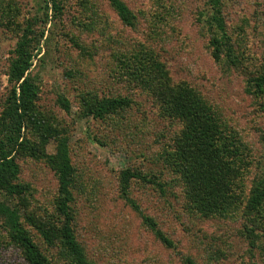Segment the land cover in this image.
<instances>
[{"label": "rangeland", "instance_id": "obj_1", "mask_svg": "<svg viewBox=\"0 0 264 264\" xmlns=\"http://www.w3.org/2000/svg\"><path fill=\"white\" fill-rule=\"evenodd\" d=\"M43 1L0 0V112L16 42L28 22L44 16ZM122 1L133 13L130 23L109 0L63 1L52 36L42 44L43 59L36 58L31 71L40 85L36 125L46 133L32 136L34 153L18 155L17 181L29 190L10 199L0 193V199L20 209L24 226L52 264H73L68 250L58 241L49 245L39 229L50 230L63 219L53 156L64 139L74 167V228L93 264H264V210L251 216L244 204L255 179L264 177V85L256 82L264 75V0H220L232 52L219 59L210 46L211 0ZM159 69L200 93L221 115L233 148L239 146L227 172L231 185L222 213L199 210L170 162L182 124L166 115L139 79L140 72ZM89 93L133 102L96 119L83 111ZM60 95L69 99L70 113ZM127 168L160 181L164 192L134 177L126 195L121 176ZM145 216L156 220L170 244L147 226ZM251 229L258 235L251 236ZM8 233L0 217V264H28Z\"/></svg>", "mask_w": 264, "mask_h": 264}, {"label": "trees", "instance_id": "obj_2", "mask_svg": "<svg viewBox=\"0 0 264 264\" xmlns=\"http://www.w3.org/2000/svg\"><path fill=\"white\" fill-rule=\"evenodd\" d=\"M63 1L44 0V16L27 23L13 51V60L8 70L10 87L0 112V193L9 199L21 197L29 190L28 185L17 181L20 173L19 153L27 150L29 154L34 153L33 150L37 148L32 144V136L36 139L45 137L46 132L41 128L39 130L36 125L39 114L36 111V99L40 85L37 75H33L31 71L35 59L39 58L41 61L43 59L42 44L48 43L52 36L54 21L61 16L63 10ZM109 2L124 22L132 21L133 13L124 1L109 0ZM211 2L214 11L210 15L209 22L214 27V34L210 39V46L215 58L219 59L224 52L230 55L232 51L225 20L219 7L220 0H211ZM48 24L50 27H47ZM153 64H156L155 61ZM155 67H158V64ZM139 79L143 88L150 92V96L166 115L182 124L175 138L176 149L171 154L170 162L181 173L187 185L189 198L206 215L222 213L224 196L227 194V187L231 185V177L227 172L233 167L234 158L237 161L239 146L233 148L232 144L236 145V143L229 140L227 125L221 115L188 84L182 81L173 83L167 70L140 72ZM256 82L259 86L264 85V75H261ZM89 95L90 99L86 100L83 111L86 116L96 119H104L107 115L126 108L133 102L129 96L99 97L95 93ZM59 101L63 109L70 113L69 99L60 95ZM43 126L48 130L55 129L52 127V122H43ZM43 131L44 133H41ZM57 148L53 156L60 181L57 210L63 219L60 221L61 225L55 224L50 230L41 227L39 229L49 245L54 246L55 241H58L62 251L68 250L67 253L73 264H93L88 260L85 248L78 240L74 228L70 208V202L73 200L70 188L74 167L67 140L60 141ZM236 170H240L239 167L236 166ZM134 177L154 183L164 192L160 181L127 168L121 176L126 195ZM129 201L137 208L133 200L129 199ZM244 204L247 213L251 216L254 210L259 208L264 210V177L255 179ZM0 217L4 219V226L12 242L21 249L28 264H52L24 226L20 209L0 199ZM144 221L161 240L170 244L153 217L145 216ZM249 233L251 236L258 235L252 229ZM188 262L195 264L192 259H188Z\"/></svg>", "mask_w": 264, "mask_h": 264}]
</instances>
